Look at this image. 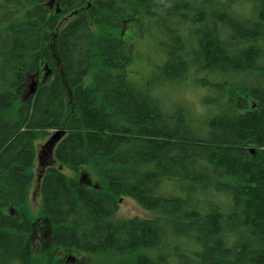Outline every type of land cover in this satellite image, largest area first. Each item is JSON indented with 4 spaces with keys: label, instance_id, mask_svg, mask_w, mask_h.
I'll use <instances>...</instances> for the list:
<instances>
[{
    "label": "trees",
    "instance_id": "1",
    "mask_svg": "<svg viewBox=\"0 0 264 264\" xmlns=\"http://www.w3.org/2000/svg\"><path fill=\"white\" fill-rule=\"evenodd\" d=\"M58 3L0 0V264H264V0Z\"/></svg>",
    "mask_w": 264,
    "mask_h": 264
},
{
    "label": "rangeland",
    "instance_id": "2",
    "mask_svg": "<svg viewBox=\"0 0 264 264\" xmlns=\"http://www.w3.org/2000/svg\"><path fill=\"white\" fill-rule=\"evenodd\" d=\"M127 30H128V28H127ZM131 32H132V30L129 29L127 31V34L130 35ZM125 39H126V37H125ZM134 40L136 41L135 42V49L137 52H139L142 55V59H138V60L134 59V61L132 62V65L129 67L131 74L141 76V74L138 73L139 71H142V73H144V74H148V72H150V67L152 66V62L158 59V56L155 54V51L152 49V41L149 39L148 36L145 40L141 39L140 37H136V38H134ZM49 71L51 72V69L50 68L47 69L46 66H43L42 68H40V70H39V83L42 82L44 77L47 79L50 77L49 76L50 74H48ZM86 81L88 82L89 79H87ZM28 89H29V87L27 86L26 90H25L26 91L25 94H27ZM52 133H53V131L50 134H48L45 138L40 139L38 142L39 143L38 147L41 143L45 142L46 139ZM65 172L68 176L80 177L81 179H83L85 176H87V178L90 179L91 181H94V179H96V175L92 172H89L90 174H87L84 172L77 174L74 171H71L69 169H65ZM161 190H163V191L168 190V191L174 192V189L172 190V186H170L169 183H164L161 186ZM31 203L34 206V208H36L38 206V203H39V198L35 197V200L32 201ZM155 215H156V213L154 211L144 209L140 204H138L131 197L123 196L120 200V207H119V211L117 213V216L119 218L128 219V218H131L134 216H139V217L145 218V217H154ZM47 248H48V242H46L44 239H42L41 236H37L35 239V251L36 252H40V251L45 252ZM81 257L82 258H79L77 261L78 264H95V261L92 257H90V256H86V257L81 256Z\"/></svg>",
    "mask_w": 264,
    "mask_h": 264
},
{
    "label": "water",
    "instance_id": "3",
    "mask_svg": "<svg viewBox=\"0 0 264 264\" xmlns=\"http://www.w3.org/2000/svg\"><path fill=\"white\" fill-rule=\"evenodd\" d=\"M48 3L51 7L56 5L57 11L60 10V4L58 3V0H48ZM38 85H39V70L28 76V79L25 82L24 97L30 98L34 96L37 92ZM27 86L29 87V89L27 94H25L26 92L25 90ZM65 134H66V130L64 129L55 130L46 139L45 142L39 145L37 158H38V168H39L40 176L43 175L47 167L55 164L54 151L56 145Z\"/></svg>",
    "mask_w": 264,
    "mask_h": 264
},
{
    "label": "bare ground",
    "instance_id": "4",
    "mask_svg": "<svg viewBox=\"0 0 264 264\" xmlns=\"http://www.w3.org/2000/svg\"><path fill=\"white\" fill-rule=\"evenodd\" d=\"M30 75V74H29ZM23 97H24V91H23Z\"/></svg>",
    "mask_w": 264,
    "mask_h": 264
},
{
    "label": "flooded vegetation",
    "instance_id": "5",
    "mask_svg": "<svg viewBox=\"0 0 264 264\" xmlns=\"http://www.w3.org/2000/svg\"><path fill=\"white\" fill-rule=\"evenodd\" d=\"M48 74H51V72L49 71Z\"/></svg>",
    "mask_w": 264,
    "mask_h": 264
}]
</instances>
